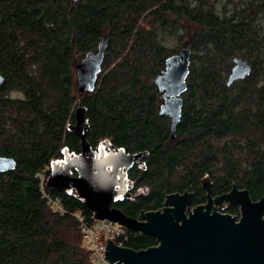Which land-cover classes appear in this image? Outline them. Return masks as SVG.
Here are the masks:
<instances>
[{
    "label": "trees",
    "instance_id": "1",
    "mask_svg": "<svg viewBox=\"0 0 264 264\" xmlns=\"http://www.w3.org/2000/svg\"><path fill=\"white\" fill-rule=\"evenodd\" d=\"M105 35L96 89L81 93L77 65ZM165 35L192 49L175 138L155 82L178 52ZM236 57L253 71L228 86ZM0 74V155L17 162L0 172V264H92L77 220L53 212L36 178L64 147L81 151L70 129L79 106L90 145L148 153L133 175L149 189L140 208L186 192L196 205L207 181L212 195L236 185L264 197V0L232 9L213 0H0ZM47 190L95 221L75 191ZM127 234V248L158 245L153 235Z\"/></svg>",
    "mask_w": 264,
    "mask_h": 264
},
{
    "label": "water",
    "instance_id": "2",
    "mask_svg": "<svg viewBox=\"0 0 264 264\" xmlns=\"http://www.w3.org/2000/svg\"><path fill=\"white\" fill-rule=\"evenodd\" d=\"M78 0H73V2ZM109 37L101 40L98 52H89L77 65L78 87L81 93L96 89L98 75L102 71ZM192 49L182 47L166 58V68L155 82L164 99L160 114L172 120L171 133L176 137L177 126L182 117L183 95L188 89ZM253 71L249 60L236 57L227 79L231 86L245 79ZM4 77L0 74V85ZM86 109L79 106L75 124L70 126L81 140V153L72 154L69 148L62 149L63 158L51 161L47 180L50 188L68 194L75 191L93 212L96 220L108 219L123 225L130 231L153 235L158 245L134 250L116 245L108 240L107 260L112 264H264V197L253 200L246 189L233 186L229 193L216 197L209 193V202L187 211L191 205L192 193L167 195L165 208L146 212L143 220L127 216L116 207H111L113 198H119V168H127L137 161L144 166L147 152L127 153L125 148L106 150L100 145L94 152L87 141L89 124ZM109 145L108 141L106 142ZM126 163V164H125ZM17 162L11 157L0 155V172L15 169ZM76 171L77 175L74 174ZM203 187L210 190L209 184ZM213 201L239 205L241 217L211 212Z\"/></svg>",
    "mask_w": 264,
    "mask_h": 264
},
{
    "label": "built area",
    "instance_id": "3",
    "mask_svg": "<svg viewBox=\"0 0 264 264\" xmlns=\"http://www.w3.org/2000/svg\"><path fill=\"white\" fill-rule=\"evenodd\" d=\"M51 171V163L44 166V168L36 174L39 180L40 192L42 199L53 210V212L60 216H73L83 234V247L88 251L92 264H112L107 260V244L108 240L119 247L127 248L125 241L128 239V230L123 225L110 221L108 219L96 220L93 223L87 221V217L81 211H70L63 204L60 196L54 195L47 190V180Z\"/></svg>",
    "mask_w": 264,
    "mask_h": 264
},
{
    "label": "flooded vegetation",
    "instance_id": "4",
    "mask_svg": "<svg viewBox=\"0 0 264 264\" xmlns=\"http://www.w3.org/2000/svg\"><path fill=\"white\" fill-rule=\"evenodd\" d=\"M163 102H164V99H163ZM163 102L161 103V105L163 104ZM163 115H166V114H163ZM171 122H172V120H171ZM103 143H105V145H106V147H105L106 150L113 148V146H111V144L109 142H108L109 145H107L106 142H103ZM103 143H100L98 146H95V147H93L91 145V148L93 149L94 152L99 153L100 145ZM121 148H123V147H121ZM126 152L127 153H133V154L138 153V152H134V151H129L127 149H126ZM70 153L80 154L81 151H79V152H71L70 151ZM147 157H148V155H147ZM62 158H63V154L61 152V155L56 157L55 159H62ZM120 166H122V167L119 168V198L118 199L113 198V200L111 202V207L119 206L120 211H122L123 213L125 212V214L127 216L134 218V219H137V220H143L142 216L146 212H155V211H159V210L162 211L165 208V201L163 202V204L161 206H158L155 208H140L139 207V200L141 199L140 197L146 196L149 193V189L147 187H138L137 181L133 178V175H134V172L138 170V168H142V169L145 168V162H144V166H141L140 163H138L137 161L133 162V164H131V166L129 168H127L124 165H120ZM74 174L77 175L76 171H74ZM206 183L209 184V186H210V190H207L206 188H204L207 190L206 198L200 199V201L198 203H196V205H195L193 202L194 194L192 193L191 205L187 208L188 212L190 210H192L193 208L198 207V206H204V211H205L206 210L205 206L209 202V193L211 194V197L214 200L216 197L221 196V195L226 194V193H229L231 191L230 190V191L218 194V195H212L211 184L208 181ZM231 209H234V210L238 209V212L237 213L235 212L234 214H232L230 212ZM211 212H219V213H223V214H229L232 216H236L238 218V220L241 217L240 206L233 204V203H230L228 201H223L221 204H216L213 201ZM148 235H150V234H148Z\"/></svg>",
    "mask_w": 264,
    "mask_h": 264
},
{
    "label": "rangeland",
    "instance_id": "5",
    "mask_svg": "<svg viewBox=\"0 0 264 264\" xmlns=\"http://www.w3.org/2000/svg\"><path fill=\"white\" fill-rule=\"evenodd\" d=\"M215 2V4L221 6L222 4L224 3H229V6L232 7L235 6L236 4L244 1V0H213ZM164 44L171 48V49H176L177 48V51H179L182 47H185V46H182V44H180V41H179V38L177 36H171V35H165L164 38ZM180 46V47H179ZM192 61V60H191ZM231 72V71H230ZM230 74V73H229ZM229 76V75H228ZM228 76H227V79H228ZM226 79V80H227ZM14 96H21V94L17 93V92H14L13 93Z\"/></svg>",
    "mask_w": 264,
    "mask_h": 264
}]
</instances>
